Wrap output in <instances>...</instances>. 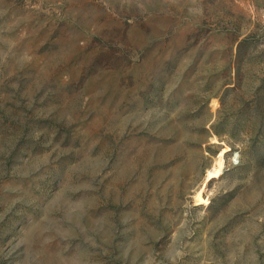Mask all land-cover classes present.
Returning a JSON list of instances; mask_svg holds the SVG:
<instances>
[{
    "label": "rangeland",
    "instance_id": "374dc122",
    "mask_svg": "<svg viewBox=\"0 0 264 264\" xmlns=\"http://www.w3.org/2000/svg\"><path fill=\"white\" fill-rule=\"evenodd\" d=\"M0 264H264V0H0Z\"/></svg>",
    "mask_w": 264,
    "mask_h": 264
}]
</instances>
